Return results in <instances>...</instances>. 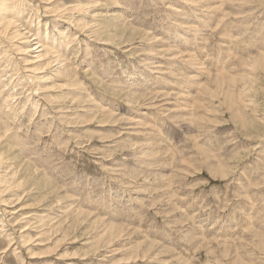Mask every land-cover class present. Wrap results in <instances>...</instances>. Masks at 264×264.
Listing matches in <instances>:
<instances>
[{
    "label": "rangeland",
    "instance_id": "1",
    "mask_svg": "<svg viewBox=\"0 0 264 264\" xmlns=\"http://www.w3.org/2000/svg\"><path fill=\"white\" fill-rule=\"evenodd\" d=\"M7 4L0 264H264V0Z\"/></svg>",
    "mask_w": 264,
    "mask_h": 264
},
{
    "label": "bare ground",
    "instance_id": "2",
    "mask_svg": "<svg viewBox=\"0 0 264 264\" xmlns=\"http://www.w3.org/2000/svg\"><path fill=\"white\" fill-rule=\"evenodd\" d=\"M1 2H0V34L1 35H5L6 33H9V36L11 37V38H15L16 36H18V35H22L23 33H21L20 32V30H18V29H16V30H14L13 28H14V23L12 22V20L13 19H11V18H7V16L6 15H8V14H6L5 12L7 11V9H10V7H9V5L7 4V2L9 1V0H0ZM11 10V9H10ZM11 14V13H10ZM12 15V14H11ZM13 24H12V23ZM14 30V31H12V32H9V31H11V30ZM7 35V34H6ZM19 37H22V36H19ZM40 46V45H39ZM49 49V48H48ZM42 50V49H41ZM47 50V49H46ZM37 56V55H36ZM39 56V55H38ZM59 61H61V59H59ZM250 61H252V60H250ZM60 63V62H59ZM250 65V64H249Z\"/></svg>",
    "mask_w": 264,
    "mask_h": 264
}]
</instances>
